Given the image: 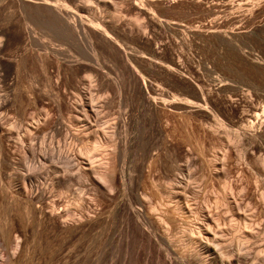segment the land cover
<instances>
[{
    "label": "rangeland",
    "instance_id": "obj_1",
    "mask_svg": "<svg viewBox=\"0 0 264 264\" xmlns=\"http://www.w3.org/2000/svg\"><path fill=\"white\" fill-rule=\"evenodd\" d=\"M196 225L264 264V0H0V264H175Z\"/></svg>",
    "mask_w": 264,
    "mask_h": 264
},
{
    "label": "bare ground",
    "instance_id": "obj_2",
    "mask_svg": "<svg viewBox=\"0 0 264 264\" xmlns=\"http://www.w3.org/2000/svg\"><path fill=\"white\" fill-rule=\"evenodd\" d=\"M59 7V6H58ZM60 10V8H58ZM211 28V27H210ZM209 28V29H210ZM213 29H211L210 31H207V32H216V33H220L222 36H226V32L218 29V27L216 26H212ZM208 29V30H209ZM239 33H242L244 32V30H240L238 31ZM143 84H145L144 80L142 81ZM96 150V149H95ZM59 157L61 158H65L67 159V156L63 155L62 153H59ZM178 207V206H177ZM176 208V207H175ZM180 209V208H179ZM188 213V212H187ZM193 217V216H192ZM190 218V217H189ZM188 218V219H189ZM162 219V218H161ZM160 219V221H161ZM197 219V218H196ZM163 220V219H162ZM195 220V219H194ZM193 220V221H194ZM208 224V223H207ZM210 224V223H209ZM205 226V225H203ZM197 227V225H196ZM210 228V227H209ZM194 229V228H193ZM197 234L198 236H196V234H192V233H185L183 234L181 237H180V241H181V244L182 246L184 247V250L183 252H180V254H176L173 249L170 247V249H172L171 251H173L176 255H178V260L177 262L175 261L174 263L178 264H200V261H205L207 263H210L212 262V258L211 256H213V251L215 250H218L220 254H223V253H226L229 252L231 254H233L234 256H237V257H240L241 254L244 253L245 254H248V246H247V239L243 236V235H240L239 234L236 238L237 240V243H230L228 245H225L223 242H221V240L219 241L218 239L215 238V234H211L208 230V227L205 228V227H200L198 226L197 228ZM195 229V231H196ZM240 233H241V224L238 226V228H236ZM211 230V229H210ZM193 231V230H191ZM190 232V231H189ZM212 232V230H211ZM215 235V236H214ZM162 236V235H161ZM165 236V241H166V245L169 247L171 245V240L167 239L166 235H163ZM160 237V236H159ZM162 238V237H160ZM164 238V237H163ZM164 241V240H163ZM235 242V241H234ZM166 250V249H165ZM214 251V253H215ZM260 251V250H259ZM263 250H261L262 252ZM169 252V250H168ZM243 252V253H242ZM218 253V255H219ZM260 253V252H259ZM168 254V253H167ZM213 254V255H212ZM170 255V254H169ZM168 255V256H169ZM167 256V257H168ZM223 256V255H222ZM243 256V255H242ZM260 256V255H258ZM171 257V256H170ZM216 257V256H215ZM214 257V260L216 259ZM174 258V257H173ZM221 258V256H220ZM235 258V257H234ZM168 259V258H167ZM175 259V258H174ZM239 259V258H238ZM171 260V258H170ZM237 260V259H236ZM235 260V261H236ZM174 261V260H173ZM171 261V262H173ZM223 261V260H222ZM238 261V260H237ZM170 262V263H171ZM205 262V263H206ZM215 262V261H214ZM204 264V262H203ZM213 264V263H212Z\"/></svg>",
    "mask_w": 264,
    "mask_h": 264
}]
</instances>
